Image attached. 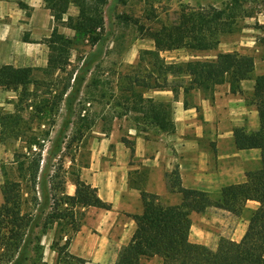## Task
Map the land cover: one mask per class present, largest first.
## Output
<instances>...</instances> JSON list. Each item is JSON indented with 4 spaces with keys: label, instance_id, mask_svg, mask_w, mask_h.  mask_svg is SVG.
<instances>
[{
    "label": "trees",
    "instance_id": "trees-1",
    "mask_svg": "<svg viewBox=\"0 0 264 264\" xmlns=\"http://www.w3.org/2000/svg\"><path fill=\"white\" fill-rule=\"evenodd\" d=\"M43 1L55 22L47 38L49 53L45 72L48 75L65 73L73 40L83 37L91 44H97L102 39L103 9L107 0ZM71 5L77 9V13L65 17ZM58 25L73 30L74 36L58 32ZM234 25V8L226 4L222 8L185 7L175 22L151 29L149 36L153 40V48L140 50L136 62L116 78L114 88L117 92L111 94L114 105H107L109 102L104 101L106 92L103 80L95 76L90 80L92 89L89 90L88 99L103 106L101 114H98V119L103 123L101 130L109 131L115 117L130 116L139 130L145 131L144 127L150 126L161 132H172L174 123L170 104L144 96V92L149 89H170L176 93L182 87L187 93L196 88L211 96L217 85L227 82L231 92H241L240 82L253 76L254 60L248 54L219 52L214 59L170 62L161 55L163 51L178 48L190 51L215 49L222 35L236 30ZM31 71V67L0 66V88L15 91L26 87L32 83ZM170 78L184 79L182 81L185 84H170ZM83 81V76H73L72 71L67 72L61 90L52 95L51 100L44 99L42 112H52L56 102L62 99L70 104ZM252 100L258 112L259 128L253 132L236 130L234 143L237 149H259L260 166L246 172L243 183L225 186L214 197L205 191L182 187L177 171H172L168 181L170 188L181 195L180 203L163 205L158 195L142 192V212L133 215L135 230L130 241L118 253L115 264H140L142 258L153 256L160 257L161 264H264V74L254 77ZM14 118L0 111V142H3L4 129ZM94 124L95 121L89 122L87 129ZM140 124L144 126L139 127ZM46 161L40 152L31 156L22 154V159L16 160L17 178H8L0 186V264L13 263L16 252L25 240L24 235L32 226H39L37 219L48 207L50 211L42 227L55 221L63 227H69L72 234L82 223V208H110V204L102 201L90 184L80 179L79 171L64 170L60 158L54 178L61 176L56 182L52 180V188H48V181L42 174ZM67 181L75 185L73 195L66 193ZM25 186L33 190L31 201L33 206L38 205V214L32 213L33 208L27 209L28 200L23 197ZM36 188L41 191L39 198L35 195ZM37 199L41 202L37 203ZM247 200L255 201L257 206L239 240L221 237L215 249L189 241L191 212H203L213 206L238 216ZM71 236L68 235L67 242Z\"/></svg>",
    "mask_w": 264,
    "mask_h": 264
},
{
    "label": "crops",
    "instance_id": "crops-1",
    "mask_svg": "<svg viewBox=\"0 0 264 264\" xmlns=\"http://www.w3.org/2000/svg\"><path fill=\"white\" fill-rule=\"evenodd\" d=\"M52 21L43 0H0V66L45 67ZM260 30L224 34L215 49L192 51L202 56L193 59H214L217 53L230 51L252 56L253 76L240 82L241 92H231L227 82L217 85L211 96L196 88L187 93L182 87L176 93L149 89L144 96L170 104L172 132L136 130L130 116L115 117L109 131L99 130L102 137L90 142L88 161L79 176L110 208L81 209L82 223L68 243L70 255L85 264H115L135 230L133 215L142 212V192L158 195L163 205L180 203L181 195L168 181L174 170L182 187L214 197L225 186L243 183L246 172L260 166L259 149H237L234 143L236 130L253 132L259 128L252 93L254 77L264 74V31ZM96 122L102 128L103 123ZM13 153L0 142V186L8 179L3 169L7 162H13ZM74 191L75 185L67 181L66 193L73 195ZM256 206L255 201L247 200L238 216L213 206L191 212L189 241L215 249L220 236L239 240ZM140 264H161V258H142Z\"/></svg>",
    "mask_w": 264,
    "mask_h": 264
},
{
    "label": "rangeland",
    "instance_id": "rangeland-1",
    "mask_svg": "<svg viewBox=\"0 0 264 264\" xmlns=\"http://www.w3.org/2000/svg\"><path fill=\"white\" fill-rule=\"evenodd\" d=\"M226 4L234 8L237 33H247L255 28L264 31V0H107L103 9L102 39L97 44H91L83 37L73 40L65 73L48 75L46 66L31 67L32 83L13 92L9 90L8 95L3 92L5 89L0 88V111L15 117L3 131L6 150L14 152L13 162H7L3 169L8 173V178H17L16 160L22 159V154L31 156L37 152L41 153L42 159H47L42 174L48 181V188H52V180L56 182L61 176L54 178L58 172L59 158L64 170L80 171L87 164L90 142L102 137L98 122L87 129L89 122L97 121L103 108L101 103L88 99L92 76L103 80L106 92L104 101L109 102L107 105H114L111 94L117 92L114 88L116 78L136 62L140 50L153 47V40L149 36L151 29L175 22L185 7L222 8ZM25 12V15L28 14L27 10ZM76 13L77 9L71 5L65 17ZM58 32L74 36V31L64 26L58 25ZM161 55L168 62L202 57L186 48L163 51ZM69 71L73 72V76L84 77L79 91L71 103L69 101L70 104L62 99L56 102L52 112L45 114L42 112L44 99L51 100L52 95L61 90ZM169 80L170 84H178L184 79ZM116 100L121 99L119 97ZM134 128L139 130L135 125ZM144 128L148 134L154 131L158 133L150 126ZM124 141L130 144L126 138ZM40 192L38 188L35 189L38 198ZM32 196L33 190L25 186L23 197L28 200L27 209L33 208L32 213L38 214V205L33 206ZM39 202L41 200L37 199ZM49 209H45L41 218L37 219L39 226H32L24 235L26 241L16 252L12 264H85L68 251L67 238L72 235L69 227H63L55 221L42 227Z\"/></svg>",
    "mask_w": 264,
    "mask_h": 264
},
{
    "label": "built area",
    "instance_id": "built-area-1",
    "mask_svg": "<svg viewBox=\"0 0 264 264\" xmlns=\"http://www.w3.org/2000/svg\"><path fill=\"white\" fill-rule=\"evenodd\" d=\"M66 239V238H65ZM42 264H44V263H42Z\"/></svg>",
    "mask_w": 264,
    "mask_h": 264
}]
</instances>
